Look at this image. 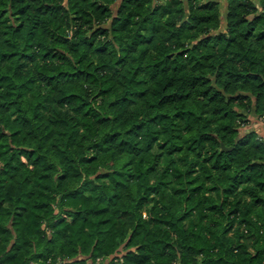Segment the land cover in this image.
Listing matches in <instances>:
<instances>
[{
    "label": "trees",
    "instance_id": "16d2710c",
    "mask_svg": "<svg viewBox=\"0 0 264 264\" xmlns=\"http://www.w3.org/2000/svg\"><path fill=\"white\" fill-rule=\"evenodd\" d=\"M261 119L264 0H0V264H264Z\"/></svg>",
    "mask_w": 264,
    "mask_h": 264
},
{
    "label": "crops",
    "instance_id": "0c3cea01",
    "mask_svg": "<svg viewBox=\"0 0 264 264\" xmlns=\"http://www.w3.org/2000/svg\"><path fill=\"white\" fill-rule=\"evenodd\" d=\"M220 1H224V0H220ZM255 133L261 137L262 139H264V124L263 123H258L253 127Z\"/></svg>",
    "mask_w": 264,
    "mask_h": 264
},
{
    "label": "built area",
    "instance_id": "2783aa9c",
    "mask_svg": "<svg viewBox=\"0 0 264 264\" xmlns=\"http://www.w3.org/2000/svg\"><path fill=\"white\" fill-rule=\"evenodd\" d=\"M261 122L264 123V119H261Z\"/></svg>",
    "mask_w": 264,
    "mask_h": 264
},
{
    "label": "rangeland",
    "instance_id": "374dc122",
    "mask_svg": "<svg viewBox=\"0 0 264 264\" xmlns=\"http://www.w3.org/2000/svg\"><path fill=\"white\" fill-rule=\"evenodd\" d=\"M220 1V0H219ZM264 124V123H263ZM242 132H244V131H242Z\"/></svg>",
    "mask_w": 264,
    "mask_h": 264
}]
</instances>
